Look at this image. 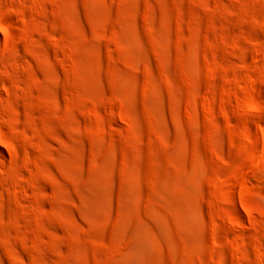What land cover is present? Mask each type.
<instances>
[{
    "label": "rangeland",
    "instance_id": "374dc122",
    "mask_svg": "<svg viewBox=\"0 0 264 264\" xmlns=\"http://www.w3.org/2000/svg\"><path fill=\"white\" fill-rule=\"evenodd\" d=\"M0 264H264V0H0Z\"/></svg>",
    "mask_w": 264,
    "mask_h": 264
},
{
    "label": "bare ground",
    "instance_id": "6f19581e",
    "mask_svg": "<svg viewBox=\"0 0 264 264\" xmlns=\"http://www.w3.org/2000/svg\"><path fill=\"white\" fill-rule=\"evenodd\" d=\"M246 210V209H245ZM247 212V211H246ZM248 215H250L248 212H247Z\"/></svg>",
    "mask_w": 264,
    "mask_h": 264
}]
</instances>
